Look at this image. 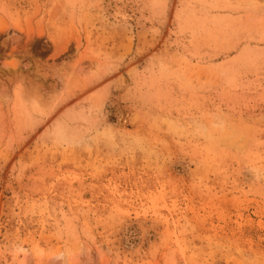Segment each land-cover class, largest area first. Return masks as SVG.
Wrapping results in <instances>:
<instances>
[{
    "label": "rangeland",
    "instance_id": "rangeland-1",
    "mask_svg": "<svg viewBox=\"0 0 264 264\" xmlns=\"http://www.w3.org/2000/svg\"><path fill=\"white\" fill-rule=\"evenodd\" d=\"M250 2L0 0V264H264Z\"/></svg>",
    "mask_w": 264,
    "mask_h": 264
},
{
    "label": "bare ground",
    "instance_id": "bare-ground-1",
    "mask_svg": "<svg viewBox=\"0 0 264 264\" xmlns=\"http://www.w3.org/2000/svg\"><path fill=\"white\" fill-rule=\"evenodd\" d=\"M263 2H264V0H262ZM257 3V4H259L258 3V0H251V2L250 3ZM260 2V1H259ZM262 2V3H263ZM253 5V4H252ZM254 6V5H253ZM256 6V5H255ZM258 6V5H257ZM14 72H16V71H14ZM66 84L68 85V82H66ZM31 103H32V105L36 108V110H38V103H37V101L36 100H31ZM32 106V107H33ZM46 111V110H45ZM84 249L82 248V247H79V248H77V253L79 254V255H81L82 254V251H83ZM101 250V249H100ZM77 254V255H78ZM76 255V256H77ZM74 256H75V254H74ZM56 257H59L60 259H61V261H62V263H66L67 261H69V260H72V259H74V257H73V254H65V253H59ZM52 259V258H51ZM51 259H49V260H47L46 261V263L45 264H49L50 263V261H52ZM26 261V260H25ZM28 262V261H27ZM26 262V263H27Z\"/></svg>",
    "mask_w": 264,
    "mask_h": 264
}]
</instances>
